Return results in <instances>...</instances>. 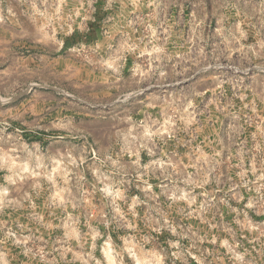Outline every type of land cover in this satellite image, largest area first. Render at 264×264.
<instances>
[{
	"label": "rangeland",
	"instance_id": "rangeland-1",
	"mask_svg": "<svg viewBox=\"0 0 264 264\" xmlns=\"http://www.w3.org/2000/svg\"><path fill=\"white\" fill-rule=\"evenodd\" d=\"M0 264H264V0H0Z\"/></svg>",
	"mask_w": 264,
	"mask_h": 264
}]
</instances>
